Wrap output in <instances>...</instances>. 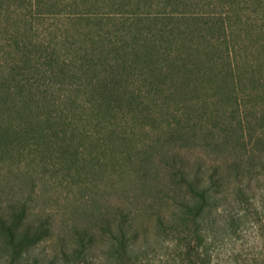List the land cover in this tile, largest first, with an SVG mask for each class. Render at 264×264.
<instances>
[{"label": "trees", "instance_id": "16d2710c", "mask_svg": "<svg viewBox=\"0 0 264 264\" xmlns=\"http://www.w3.org/2000/svg\"><path fill=\"white\" fill-rule=\"evenodd\" d=\"M125 1L131 10L121 11ZM200 1L205 13L196 8ZM113 6L105 9L100 0H0V152L53 145L65 154L80 122L115 125L114 118L125 123L131 115L135 125L145 126L183 86L208 83L216 94L228 88L237 115L223 121L216 145L228 146L232 158L196 168L180 153L167 160L172 183L164 194L175 218L160 219L174 230V222L193 223L198 254L192 263L212 264L209 244L219 218L237 212L227 222L245 223L246 210L257 209L264 189V107L256 113L238 97L264 87L261 64L241 63L242 47L230 45L237 35L247 48L264 49V0H115ZM126 13L129 22L122 20ZM46 19L57 25L49 40L43 37L48 27L41 31ZM255 20H262L263 39H252ZM78 110V118L70 113ZM128 158L133 161L132 154ZM22 206L0 211L2 264L143 261L144 245H137L138 231L124 210L117 220L75 227L55 249L49 219H29Z\"/></svg>", "mask_w": 264, "mask_h": 264}, {"label": "rangeland", "instance_id": "374dc122", "mask_svg": "<svg viewBox=\"0 0 264 264\" xmlns=\"http://www.w3.org/2000/svg\"><path fill=\"white\" fill-rule=\"evenodd\" d=\"M100 1L105 9L114 7L115 0ZM129 2L121 5V11L131 10ZM196 8L200 13L208 11L203 1ZM216 10L221 11L219 6ZM126 17L130 15L124 14L122 20L129 22ZM260 23L262 20H255L256 36L252 39H263ZM45 29L43 37L49 40L57 31L56 19H46L41 31ZM236 43L242 47L238 52L241 63H260L264 81V49L247 48L237 35L230 39L231 46ZM211 87L214 85L201 82L181 87L182 94L168 100L157 111V120L145 126L135 125L131 115L125 123L120 117L114 118L115 125L80 122L77 136L72 142L66 141L65 154L53 145L37 152L32 151L34 148L0 152V211L8 212L18 203L26 208L29 219H49L56 234L50 245L58 249L62 238L70 239L75 227H95L105 219L117 220L119 211L124 210L138 231L137 245H144L143 261L137 264H195L192 261L198 252L194 248V224L174 222V230L163 227L160 219L175 218L174 207L164 194L172 183L167 160L180 153L191 168H196L200 163L208 167L232 158L228 146L216 144L223 121L237 115L236 100L230 98L228 88L216 94ZM263 88L260 84L250 95L239 93V102L259 113L264 107ZM156 100L148 102L153 109ZM70 113L77 118L82 115L80 110ZM260 194L257 209L241 212L246 213L245 223L237 226L236 222H227L237 212L227 211L219 218L220 226H214V240L209 244L212 264H264V189ZM166 224L170 226L169 221Z\"/></svg>", "mask_w": 264, "mask_h": 264}]
</instances>
